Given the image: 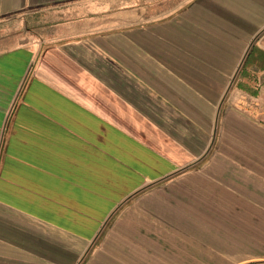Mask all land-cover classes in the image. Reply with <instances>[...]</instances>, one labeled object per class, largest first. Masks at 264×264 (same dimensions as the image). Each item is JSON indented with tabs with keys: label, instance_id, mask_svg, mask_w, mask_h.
<instances>
[{
	"label": "crops",
	"instance_id": "1",
	"mask_svg": "<svg viewBox=\"0 0 264 264\" xmlns=\"http://www.w3.org/2000/svg\"><path fill=\"white\" fill-rule=\"evenodd\" d=\"M0 264H264V0H0Z\"/></svg>",
	"mask_w": 264,
	"mask_h": 264
}]
</instances>
